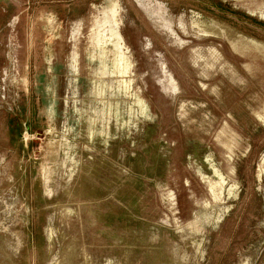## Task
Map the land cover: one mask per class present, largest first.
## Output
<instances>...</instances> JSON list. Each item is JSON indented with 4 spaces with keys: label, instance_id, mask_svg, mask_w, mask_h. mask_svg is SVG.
Listing matches in <instances>:
<instances>
[{
    "label": "rangeland",
    "instance_id": "obj_1",
    "mask_svg": "<svg viewBox=\"0 0 264 264\" xmlns=\"http://www.w3.org/2000/svg\"><path fill=\"white\" fill-rule=\"evenodd\" d=\"M0 264H264V0H0Z\"/></svg>",
    "mask_w": 264,
    "mask_h": 264
}]
</instances>
